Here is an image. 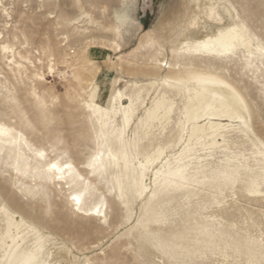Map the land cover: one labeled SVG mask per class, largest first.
Masks as SVG:
<instances>
[{
	"label": "rangeland",
	"instance_id": "1",
	"mask_svg": "<svg viewBox=\"0 0 264 264\" xmlns=\"http://www.w3.org/2000/svg\"><path fill=\"white\" fill-rule=\"evenodd\" d=\"M193 1L125 0L122 12L112 4L103 21L90 14L86 0H0V121L13 126L33 145V151L20 149L18 156L10 150L0 151V186L9 189L27 220L42 233L43 253L50 263L264 264V160L251 143L255 135L264 141V56L258 55L248 65L226 58H190L227 76L243 91L252 110L249 124L253 131L244 127L243 132L227 131V148L214 149L201 162L204 166L196 175L197 181L184 188L161 189L153 184L148 171L145 195L131 191L120 195L113 182L114 167L102 169L100 174L90 173L86 167L97 147H105L85 124L87 111L83 112L80 99H96L99 85L100 100H104L114 77L122 78L119 88L132 94L136 88L127 81L145 83L164 74V68L151 74L147 65L155 59L170 61L175 57L172 47H177L183 37L178 35L173 44L171 29L175 25L168 20L177 2L178 7L183 2L190 7ZM233 9L236 20L244 22L254 36L252 46L264 49V0H228L229 11L219 9L225 16L223 23L229 22ZM203 19L195 20V26L201 24L206 32L217 27V23ZM148 28H156L157 39L142 40L136 47L142 30ZM113 41L119 43L120 51L101 46ZM3 44L9 46L8 51L1 49ZM18 52L27 60H19ZM65 54L69 59L61 62ZM117 55L120 58L112 64L110 58ZM10 59L22 63V82L13 77L10 68L15 64ZM50 61L56 65L49 72ZM31 62L43 75L40 85L29 78ZM81 64L97 67L85 78L96 90H82L75 82L73 72ZM32 84L50 107L53 119L48 120L35 106V98L28 91ZM156 88L153 86L148 94L143 90L144 105H139L137 115L151 104ZM163 90L175 102V112L164 131L152 129L155 135L150 139L170 143L168 151L174 153L176 122L184 97ZM133 129L134 125L127 129L128 138H133ZM60 139L70 149L82 177L66 184L65 191L56 195L39 177L34 154L41 148L46 160L59 158L58 147L64 145ZM252 178L260 183L263 195H250ZM86 182L89 189L84 191ZM71 193L80 194L81 209L69 203ZM90 209L101 212L86 215ZM32 242L28 239L25 246ZM1 254L0 249V259Z\"/></svg>",
	"mask_w": 264,
	"mask_h": 264
},
{
	"label": "bare ground",
	"instance_id": "2",
	"mask_svg": "<svg viewBox=\"0 0 264 264\" xmlns=\"http://www.w3.org/2000/svg\"><path fill=\"white\" fill-rule=\"evenodd\" d=\"M86 1L90 14L103 21L111 11L112 4L115 5L116 11L121 12L125 4V0ZM192 1L188 0L189 3ZM194 1V5L190 7L186 5V2L178 7L177 2L172 9L173 19L168 20L175 25L171 29L172 32L174 31L172 33L173 44L178 35L183 37L177 47H172L175 57H172L170 61L155 59L147 65L152 69L151 74L163 68L166 70L164 74L145 83H139L136 80L130 83L127 81V85L136 88L132 94H127L126 88H119V83L124 81L122 78L114 77L109 82L108 94L104 100H100L99 85L96 99H80L83 112L87 111L85 124L93 129L95 136L101 139L99 144L102 143L105 147V150L97 147V152L88 159L86 167L90 173L97 172L98 174L102 169L114 167L113 182L120 195H125L128 191L139 196L145 195L149 189L146 182L148 171L153 175V184H158L161 189L187 187L190 182L197 181L196 175L204 166L201 162L207 159L206 157L211 155L214 149L221 146L227 148V131L243 132V127L247 131H253L249 124L252 110L243 91L217 68L200 65L192 62L190 58L203 60L226 58L234 61L242 60L243 65H248L258 55L264 56V51L252 46L254 36L250 34L244 22L236 20L237 14L234 9L229 22L223 23L225 16L219 9L221 6L224 12L229 11L228 0H202L200 3ZM187 17L188 21H186ZM197 18L217 23V27L206 32L200 23L195 26L198 23V21L195 22ZM155 29H143L136 47L142 40L155 41L157 39ZM197 33L199 36L193 37ZM101 46L113 51H120L121 48L116 41L109 46ZM1 49L8 51L9 46L3 44ZM84 49L88 53V46ZM79 52L81 51H77ZM18 57L19 60H27V57L19 52ZM184 57L186 61L181 60ZM118 58H120L119 55L110 58L111 63H115ZM68 59L69 57L65 54L61 62H67ZM89 61L92 60L89 59ZM12 62L15 64V68H10L13 71V77L18 82H22V63L15 60ZM31 65L33 72L29 78H34L40 85L43 75L35 70L32 62ZM55 65L49 62V72ZM93 68L97 67L93 65L87 67L81 64L75 68L73 78L82 90L86 87L89 90H96L92 82L87 84L85 79ZM155 85L157 86L156 95L151 104L145 106L143 114L137 115L139 105H144L141 93L146 90L148 94ZM165 88L176 94L181 93L184 97V102L178 111L180 116L176 122L174 146L177 147V151L174 153L168 151L170 143L154 142V138L150 139L155 135L152 129L164 131L175 112V102L163 90ZM28 91L34 96L35 106L39 111L44 113L48 120L53 119L51 116L53 112L46 101L36 93V87L32 84ZM80 96L79 94V98ZM131 125H134L133 138H128L126 131ZM0 128L3 129V134L0 135V151L10 150L15 156L19 155L20 149H23V152L33 151V145L27 142L13 126L0 121ZM59 142L64 143V140L60 139ZM251 143L256 148V155L264 160V141L255 135V140ZM58 150L59 158L51 160H46L45 151L41 148L34 154L35 158L38 157L36 162L39 167V177L51 185L56 195L64 190L66 184L78 181L82 177L74 159L69 155L70 149L67 145L61 144ZM53 164L56 165L55 168L52 167ZM262 172L264 175V167H262ZM262 182H264V177ZM88 189L89 183L86 182L83 190ZM249 192L253 196L263 195L260 183L255 178L250 180ZM71 195L73 198L69 199V203L79 205L78 209H81L80 194L71 193ZM0 198V249L2 251L0 262L2 264H25V261L30 260L31 264H53L44 256L42 233L36 225L27 220L20 202L10 197L9 189L4 186H0ZM89 211L90 214H96V216L101 212L99 209H90L85 211L86 215ZM30 238L33 239L32 244L25 246Z\"/></svg>",
	"mask_w": 264,
	"mask_h": 264
},
{
	"label": "snow or ice",
	"instance_id": "3",
	"mask_svg": "<svg viewBox=\"0 0 264 264\" xmlns=\"http://www.w3.org/2000/svg\"><path fill=\"white\" fill-rule=\"evenodd\" d=\"M5 14H7V13H5ZM261 51H264V49H261ZM50 70H51V69H50ZM2 134H3V129L0 128V135H2ZM41 155H43V154L41 153ZM52 167L55 168L56 165L53 164ZM74 199H75V197H74ZM77 202H78V201H77ZM25 264H31V261H30V260H29V261H25Z\"/></svg>",
	"mask_w": 264,
	"mask_h": 264
}]
</instances>
